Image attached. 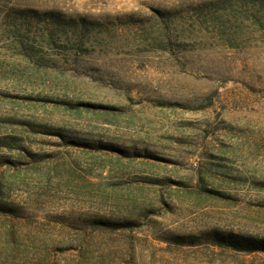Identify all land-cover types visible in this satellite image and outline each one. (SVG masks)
<instances>
[{"label": "rangeland", "instance_id": "rangeland-1", "mask_svg": "<svg viewBox=\"0 0 264 264\" xmlns=\"http://www.w3.org/2000/svg\"><path fill=\"white\" fill-rule=\"evenodd\" d=\"M209 229L264 238V0H0V264H264Z\"/></svg>", "mask_w": 264, "mask_h": 264}, {"label": "trees", "instance_id": "trees-1", "mask_svg": "<svg viewBox=\"0 0 264 264\" xmlns=\"http://www.w3.org/2000/svg\"><path fill=\"white\" fill-rule=\"evenodd\" d=\"M19 16L28 19L34 23L48 22L49 25H62L65 26L66 18L58 12H40L34 9H25L20 10L17 13ZM163 105H172L168 103H160ZM43 131V132H42ZM52 130L45 129L42 127V133H57L60 137L65 138L64 134L61 132H51ZM76 145H83L86 147L93 148V145H89L86 142L74 141L71 142ZM96 148L102 149H113V147L108 145L98 144ZM144 217L142 213L130 214L126 217L119 219L116 218H98L92 220L90 227L93 231L97 232H108V231H118V230H130L136 231L141 227V221ZM134 236H131L133 240ZM176 243L181 245L179 247L190 246L197 247L198 245H208L205 246L208 249H220L223 251H233L236 253H246V254H264V238H259L251 235L241 234L234 231H225L221 229H209L203 232H200L196 235H187V236H177Z\"/></svg>", "mask_w": 264, "mask_h": 264}]
</instances>
